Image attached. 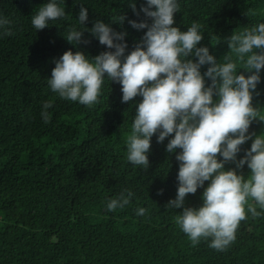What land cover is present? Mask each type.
Instances as JSON below:
<instances>
[{
  "label": "trees",
  "instance_id": "trees-1",
  "mask_svg": "<svg viewBox=\"0 0 264 264\" xmlns=\"http://www.w3.org/2000/svg\"><path fill=\"white\" fill-rule=\"evenodd\" d=\"M48 2L0 0V16L10 21L12 32L5 35L0 28V264H264V210L258 205L261 215L247 213L223 251L209 247L210 238L193 246L177 225L183 207L202 206L210 181L188 194L182 208L167 206L179 184L176 156L182 150H166L174 134L159 143L158 133L151 137L146 170L127 160L126 141L141 96L122 102L121 85L106 75L99 103L91 108L51 91L48 79L65 51L82 52L90 60L109 51L90 32L97 20L126 33L123 62L147 31L129 21L152 23L141 11L146 0H56L67 18L36 30L32 18ZM176 2L173 26L184 32L193 22L202 25L204 39L197 46L207 47L220 64L225 55L235 60L227 46L233 33L264 23V0ZM81 7L88 14L83 25ZM73 27L82 31L76 44L65 39ZM207 67H201L202 76ZM239 74L252 73L238 66ZM259 76L252 104L264 113V68ZM204 80L206 87L211 84L208 77ZM49 101L46 124L41 113ZM248 134L252 138L240 146L236 161L255 136L264 134V122L254 120ZM224 170L245 179L250 174L247 163L237 168L226 162ZM125 190L134 194L129 204L109 211L108 202L121 192L127 195ZM139 208L146 213L137 215Z\"/></svg>",
  "mask_w": 264,
  "mask_h": 264
},
{
  "label": "clouds",
  "instance_id": "clouds-1",
  "mask_svg": "<svg viewBox=\"0 0 264 264\" xmlns=\"http://www.w3.org/2000/svg\"><path fill=\"white\" fill-rule=\"evenodd\" d=\"M146 3L147 7L142 6L141 11L152 23L129 21L133 28L147 31L123 62L126 33H118L97 20L90 32L109 51L91 60L82 52L65 51L55 62L48 82L51 91L61 99L89 108L99 103L105 75L121 85L122 102L141 96L126 141L127 160L146 170L151 137L158 133L159 143L174 134L166 150L169 153L182 150L176 156L180 162L179 184L176 198L167 206L182 208L188 194H195L205 181H210L202 194V206L183 207L176 223L193 246L210 238L209 247L223 251L234 242L247 213L255 218L261 215L257 205L264 210V134L255 136L250 150L236 161L240 146L252 138V134L246 135L251 123L264 122V113L252 104L253 91L264 68V23L233 33L227 46L235 60L232 55H225L226 62L220 64L207 47L197 46L204 39L202 25L193 22L184 32L173 26L174 14L179 10L176 0H146ZM130 6L135 12V5ZM61 18H67L64 7L50 0L39 8L31 23L36 30H42L49 26V21ZM87 18V9L81 7L79 23L83 25ZM124 19L120 16L119 22ZM8 25L10 21L0 16V28L5 29V35H12ZM81 37L82 31L73 27L65 39L76 44ZM190 57H195V62ZM204 65L208 67L202 76L200 69ZM238 66L252 74L237 75ZM205 76L211 80L207 87ZM50 107L51 101L44 103L41 113L46 124L50 122L47 112ZM218 155L223 159L218 160ZM226 162L236 163L237 168L247 163L248 178L235 170L225 171ZM125 191L127 195L121 192L108 202L109 211L129 204L134 194ZM145 213L144 208L137 210V215Z\"/></svg>",
  "mask_w": 264,
  "mask_h": 264
}]
</instances>
